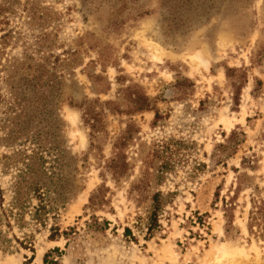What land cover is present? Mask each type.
I'll list each match as a JSON object with an SVG mask.
<instances>
[{"label":"rangeland","instance_id":"obj_1","mask_svg":"<svg viewBox=\"0 0 264 264\" xmlns=\"http://www.w3.org/2000/svg\"><path fill=\"white\" fill-rule=\"evenodd\" d=\"M7 7L0 264H264V0ZM136 94L149 110L131 111ZM86 101L102 112L91 135ZM31 152L47 168L61 153V176L34 157L16 185Z\"/></svg>","mask_w":264,"mask_h":264},{"label":"trees","instance_id":"obj_2","mask_svg":"<svg viewBox=\"0 0 264 264\" xmlns=\"http://www.w3.org/2000/svg\"><path fill=\"white\" fill-rule=\"evenodd\" d=\"M4 9H8L7 0L5 1V3L2 6H0V13L3 12ZM227 71L230 72V70H227ZM0 100H1V95H0ZM96 103H97V101H93V102L86 101V102L81 103L78 107L81 111V118L83 120L84 125L87 126V128L90 130V135L92 133L98 132V129H99L98 128L99 127V121H100L99 117H100V114L102 112H95L94 111L93 105ZM132 103H133V106H132L131 111L133 113L146 111V110H149V108H150L149 99L144 95L136 94L134 96V99L132 100ZM69 104L71 105L72 102H69ZM100 105L101 106H109L110 102L100 103ZM108 111L114 112V110L111 108H109ZM116 111H118V110H116ZM157 118H158V114L156 113L154 119H157ZM129 129H130V126H128L124 132L126 135H129L128 134ZM125 138L120 139V142L124 143V141L126 140ZM23 157H24L26 162H23L24 163L23 168H19L17 170L16 179L18 181H16V185H18L20 181L27 178L29 176V174L31 172H33V169L31 168V165L29 164V159H32L34 157L35 158L37 157V160L41 159L42 162L44 163V165L42 164L43 168L41 165L40 170H38V173L41 174L42 177L45 178V176H46L49 179H53L56 176H61L60 173L56 172V167L59 170L61 168V166L59 165L61 153H57V154L51 156V158H50L51 161L49 162V165H50L49 168L45 167L46 158H45V156H43V154H37V153L31 152V154H28V155L23 154ZM126 166H127V164H126L125 160L118 159V157H117V158H111L107 162L106 167H108V169L112 171V174L114 175L115 178H119L120 176L124 175ZM49 169H51V170H49ZM40 181H42V180L34 181V184H33V186H31V188L34 189L35 191L39 190V189H44L45 191H48L47 189H49V186H47L46 182H40ZM250 214L253 215L254 212L252 211V212H250ZM149 219H150V223H149L150 227L157 225L156 209L155 208L153 209L152 214L149 217ZM250 219H252V217H250ZM55 231H57V230L52 229L51 234L49 236L50 240H54ZM129 232L130 231L127 228L124 229V234H127ZM46 257H47V255L44 256V261H46Z\"/></svg>","mask_w":264,"mask_h":264}]
</instances>
